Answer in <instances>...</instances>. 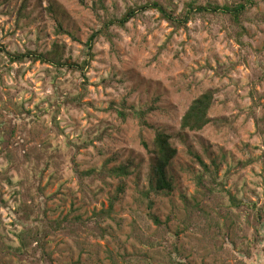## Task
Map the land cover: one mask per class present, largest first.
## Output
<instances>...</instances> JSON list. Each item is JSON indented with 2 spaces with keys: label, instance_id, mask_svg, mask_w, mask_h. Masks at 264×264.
<instances>
[{
  "label": "rangeland",
  "instance_id": "rangeland-1",
  "mask_svg": "<svg viewBox=\"0 0 264 264\" xmlns=\"http://www.w3.org/2000/svg\"><path fill=\"white\" fill-rule=\"evenodd\" d=\"M153 1L177 14L191 2H230L0 0V47L13 54L58 47L65 64L57 72L0 53V138L14 133L7 150L0 145V264H264L257 219H264V0L242 28L208 15L176 33L143 9ZM130 10L136 15L123 28L96 39L85 76L70 68L88 60L94 33ZM210 89L217 92L210 116L226 124L180 134L187 109ZM156 131L178 151L169 194L151 191ZM33 180L43 191L33 193L38 216L64 224L37 228L49 231L46 247L20 259L25 225L16 220V192ZM111 200L113 213L96 232L94 214ZM76 218L86 224L79 238L65 228Z\"/></svg>",
  "mask_w": 264,
  "mask_h": 264
},
{
  "label": "trees",
  "instance_id": "trees-1",
  "mask_svg": "<svg viewBox=\"0 0 264 264\" xmlns=\"http://www.w3.org/2000/svg\"><path fill=\"white\" fill-rule=\"evenodd\" d=\"M256 4V0H230L229 3H226L223 6H214V5H206L202 6L199 5L197 2H191L188 3L184 9V11L180 14H177V11L175 8H171V5H164L160 1H153L148 4H146L143 9L144 10H156L160 18L164 21H166L170 27L174 29V32H178L180 29H187V25L189 22L195 21L197 18H205L208 15H216L217 17L222 18H228L230 21V24L240 27H243V22L246 19V15L249 12V10ZM137 10H130L127 12L122 19L117 20H108L105 24L103 29L101 31L94 33L89 40L86 43V46L88 48L87 57L88 60L84 61L82 64L70 66V68L74 69L75 71H80L83 73V76H85V68L89 65V61L94 59V55L92 53L94 43L96 39L101 34H108L109 29L114 26H120L124 27L132 18L135 17ZM0 53L3 57H5L11 64H24L27 61L34 63H40L44 65H50L53 68L57 69V72H59L62 68L65 67V64L63 63V57L58 47H55V49L47 54L45 53H38L36 51H28L23 54H13L6 52L2 47H0ZM216 90H206L203 92L198 98H196L190 105V107L187 109L185 114L183 115L181 122H180V134L186 133V132H201L204 130L207 126L214 125V126H222L226 124L225 117H218V118H212L210 116V112L212 108L214 107L216 103ZM0 138V145L3 146L2 150H7L8 146L10 145V136L14 135V133L11 131L7 135H5V132L2 131ZM153 149L150 151L152 155L155 157V165H154V173L153 178L151 182V191L157 194L162 193H171L173 191V183L171 179L168 177L167 171L172 163V161L177 157L178 151L175 147H173L171 143V137L167 134H164L160 131H156L155 140L153 143ZM144 146L147 147V145L144 143ZM197 159L200 161V163L204 166L205 171H209L208 167L204 165V163L200 160L199 157ZM9 161H12V158H9ZM217 169V168H216ZM127 168H120L117 174L120 176L122 174L126 175ZM103 170L99 171H91L97 174H101ZM202 180V178H201ZM203 185V184H202ZM21 190L16 192L17 196L21 195V201L18 206V209L15 211L16 220L19 224H23L25 226H22V231L17 234V239L20 242V247L16 249L18 254L22 255L20 256V259L24 257H28V253H30L31 250L34 252L37 250V248L44 249L46 247V239L48 237L47 233H41L37 230V228L41 227L42 225L46 227V230H49L50 228H59L64 224V221L61 222H55V225L53 226V223H49L45 221V213L43 212L42 215L39 217L36 211H41L39 205L36 201V196L33 195L35 192L36 195H42L43 191L41 190V187L39 183H37L36 180H33L32 183L26 187L24 184L21 186ZM204 189V186H203ZM207 191V190H206ZM210 195L213 193L212 189L208 190ZM149 194H147L148 196ZM114 201L111 200L109 207L107 210H102L100 212H97L94 214L93 220L94 225H96V232L101 230L97 224H99L101 221L110 218L111 214L113 213L114 208ZM234 201V200H233ZM152 207V206H151ZM255 209V206L253 207ZM258 221H263V217L258 216ZM67 220V225L65 228H67V231L70 230V226L74 229L73 232L77 234V237L79 238L81 231L79 230L78 226L83 225L79 219ZM79 220V222L77 221ZM154 222L157 225H160V221L154 217ZM93 223V222H92ZM26 224L31 226H26ZM41 224V225H38ZM86 227V224L83 225V228ZM91 229L90 226H88L85 230ZM94 230V231H95ZM258 238L259 235H256ZM36 245V247H34ZM28 254V255H27ZM250 254V253H249ZM35 255V254H34ZM171 257V255H168ZM250 255H248L249 257ZM48 259H50L48 257ZM134 260V259H133ZM132 260V261H133ZM130 258H126L125 262L127 264L132 263ZM168 264H177L174 262H170ZM236 264H246V261H238L236 259Z\"/></svg>",
  "mask_w": 264,
  "mask_h": 264
}]
</instances>
